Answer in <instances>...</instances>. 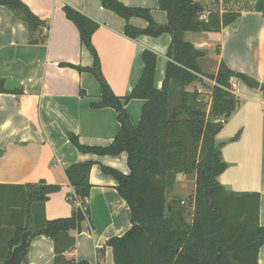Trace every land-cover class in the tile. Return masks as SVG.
Segmentation results:
<instances>
[{"label": "crops", "instance_id": "obj_1", "mask_svg": "<svg viewBox=\"0 0 264 264\" xmlns=\"http://www.w3.org/2000/svg\"><path fill=\"white\" fill-rule=\"evenodd\" d=\"M20 1L44 22L39 31L46 36V41L29 44L27 24L10 9L0 6V79L4 83L14 80L21 88L8 92L3 85L7 93H0V264L10 257L17 244L11 247L9 241L17 229L26 225L28 216L39 219L44 215L47 221L71 216L76 207L69 201L74 189L65 169L85 162L92 163L91 189L85 200L90 218L80 224L78 231L70 233L75 238V247L65 252L64 257L76 263L113 264L112 251L105 244L128 231L129 209L116 191L117 182L104 174L101 167L127 175V157L125 153L118 156L80 153L66 135H75L84 146L107 147L119 125L113 109L90 107L100 96L93 76L67 66L90 68L93 58L81 44L76 27L67 20L62 8L68 5L98 23L91 42L101 72L117 97L128 96L141 77L144 49L157 54L155 86L160 88L170 36L126 38L123 35L125 21L102 8L100 0ZM118 1L127 7L150 9L155 23L167 26L166 14L158 9L157 0ZM195 1L204 8L201 20H206L211 11L240 14L234 24L219 33L184 35L185 41L204 53L198 60L202 73L215 75L222 62L234 72L255 78L264 87L262 14L247 10L246 0ZM129 23L139 29L147 26L146 21L137 18ZM230 84L237 104L234 114L216 136L218 143H224L222 158L227 164L218 182L228 194L258 193L259 225L264 228L263 96L259 89L254 90L239 80L232 79ZM143 104L142 100H131L125 107L133 125L139 121ZM188 178L193 182V189L183 200L179 198L183 205L185 199L191 201L195 189V177ZM43 185L60 188L48 194L44 204L36 198ZM174 185L172 193L166 194L167 201L179 195L176 188L184 186L182 177H177ZM35 188L37 190L33 191ZM25 258V264H53V242L43 235L30 239ZM258 264H264V244L259 249Z\"/></svg>", "mask_w": 264, "mask_h": 264}, {"label": "trees", "instance_id": "obj_2", "mask_svg": "<svg viewBox=\"0 0 264 264\" xmlns=\"http://www.w3.org/2000/svg\"><path fill=\"white\" fill-rule=\"evenodd\" d=\"M157 2L170 28L163 80L160 88H156L157 54L144 49L141 77L126 97L115 96L101 72L91 42L98 23L68 5L62 8L67 20L76 27L81 44L93 58L90 68L67 66L93 76L100 96L90 107L113 109L119 125L107 147L84 146L75 135H66L80 153L98 156L125 153L127 157V175L101 167L104 174L117 182L116 191L129 209L130 220L128 231L110 238L105 245L112 251L113 264H258L259 249L264 244V228L259 225L260 195L228 194L218 182L227 164L222 158L224 143H218L216 136L234 114L237 104L230 80L246 83V75L230 70L222 62L215 75L203 74L198 60L204 53L184 39L187 33H219L234 24L240 14L211 11L206 20H201L204 8L195 0ZM100 3L102 8L125 21L123 35L126 38L161 36L160 26L153 20L150 9L127 7L118 0H100ZM0 6L10 9L27 24L29 44L46 41V36L39 31L44 22L20 0H0ZM256 11L264 20V0ZM132 18L146 21L147 26L144 29L132 26L129 23ZM3 85L4 80L0 79V93H7ZM191 85L194 87L189 90ZM200 88L207 89L208 97L202 95ZM259 90L264 101V87L260 86ZM131 100L144 101L137 125L131 123L125 111ZM219 120L223 123L217 122ZM91 166V162H85L65 169L74 189L69 201L75 206L76 202L84 205V213L75 207L71 216L64 219L47 221L44 215L39 219L28 216L26 225L14 232L9 245L18 244L21 234L30 231L31 239L43 235L53 242V264H88L67 260L64 253L75 247V238L70 233L78 231L80 224L90 218L85 200L91 189ZM181 176L195 177L193 197L187 207L179 199L167 201L166 198L176 178ZM59 190L58 186L43 185L36 198L44 204L48 194ZM26 254L21 256L23 264Z\"/></svg>", "mask_w": 264, "mask_h": 264}, {"label": "water", "instance_id": "obj_3", "mask_svg": "<svg viewBox=\"0 0 264 264\" xmlns=\"http://www.w3.org/2000/svg\"><path fill=\"white\" fill-rule=\"evenodd\" d=\"M159 31L162 34H168L170 31V28L168 26L160 27ZM245 82L247 85H249L252 89L258 90L260 88L259 82L250 76L245 77ZM4 89L8 92H15L20 91L21 88L18 84V82L14 80H6L4 83ZM37 188H35L33 191H36ZM32 233L30 231H25L20 236L19 243L14 246L11 250L10 257L4 262V264H22V254L27 252V249L29 247V241L31 239Z\"/></svg>", "mask_w": 264, "mask_h": 264}, {"label": "rangeland", "instance_id": "obj_4", "mask_svg": "<svg viewBox=\"0 0 264 264\" xmlns=\"http://www.w3.org/2000/svg\"><path fill=\"white\" fill-rule=\"evenodd\" d=\"M260 3H263V0H246L245 1V8L247 9V10H253V11H251V12H253V13H256L257 11H256V7L260 4ZM189 90H191V87L189 88ZM200 90L202 91L201 93H202V95L204 96V97H208L207 96V89L205 88V89H202V88H200ZM208 100V99H207ZM224 126V125H223ZM182 177V179H183V183H184V186L182 187V188H176V194L177 193H179V195H176V196H174L173 194V196L171 197V199H181V200H183L182 198H185L189 193H191V190L193 189V182H192V180H191V178H188L187 179V177H184V176H181ZM175 184V183H174ZM174 186L175 185H173V187L171 188V190H170V193H172V191H173V188H174ZM169 192V191H168ZM180 195H181V197H180ZM179 199V200H180ZM184 206L185 207H187L188 206V202H187V199H185L184 200ZM188 210L187 211H189V207L187 208ZM188 219V218H187Z\"/></svg>", "mask_w": 264, "mask_h": 264}, {"label": "built area", "instance_id": "obj_5", "mask_svg": "<svg viewBox=\"0 0 264 264\" xmlns=\"http://www.w3.org/2000/svg\"><path fill=\"white\" fill-rule=\"evenodd\" d=\"M232 80V79H231ZM230 80V81H231ZM231 85V84H230ZM200 91V90H199ZM217 122H220V123H223V121L222 120H219V121H217ZM76 207L82 212V213H84L85 212V206L84 205H82L81 203H79V202H76Z\"/></svg>", "mask_w": 264, "mask_h": 264}]
</instances>
